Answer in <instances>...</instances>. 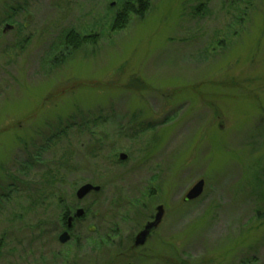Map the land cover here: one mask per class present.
Returning <instances> with one entry per match:
<instances>
[{"label":"rangeland","instance_id":"1","mask_svg":"<svg viewBox=\"0 0 264 264\" xmlns=\"http://www.w3.org/2000/svg\"><path fill=\"white\" fill-rule=\"evenodd\" d=\"M151 3L0 0V264H264V0Z\"/></svg>","mask_w":264,"mask_h":264},{"label":"trees","instance_id":"2","mask_svg":"<svg viewBox=\"0 0 264 264\" xmlns=\"http://www.w3.org/2000/svg\"><path fill=\"white\" fill-rule=\"evenodd\" d=\"M151 0H119V10L116 12L115 19L111 25L113 32H120L124 31L127 25L130 22V19L134 17H138L139 19H143L147 13L151 10ZM205 7V6H204ZM202 5L196 9V15L201 14L202 9H204ZM97 43V36H82L76 30H69L63 40L64 50L61 51L59 57L54 58V65L60 64L62 61L65 60L63 57L71 56L72 54L79 52L81 49L86 47L88 44H96ZM221 47H225V44H221ZM236 85V84H235ZM133 86V85H132ZM130 88V87H129ZM100 149H103L104 142L98 140ZM61 203V202H60ZM66 217H62V221L66 223ZM61 218V217H60ZM67 224V223H66ZM5 240L3 238L0 239V251L5 246ZM181 264H185L182 262Z\"/></svg>","mask_w":264,"mask_h":264},{"label":"water","instance_id":"3","mask_svg":"<svg viewBox=\"0 0 264 264\" xmlns=\"http://www.w3.org/2000/svg\"><path fill=\"white\" fill-rule=\"evenodd\" d=\"M128 159V155L126 154H122L120 156V160L125 161ZM204 188H205V181H200L198 184H196L187 194L186 198H185V202H192L197 200L199 197H201V195L204 192ZM101 191V187L99 186H94L92 184H85L83 186H81L77 193H76V197L79 201L84 200L89 194L93 193V192H100ZM84 215V211L83 210H79L77 212V217L81 218ZM165 215V209L163 206H159L157 208V214L154 218L153 221H150L146 224V226L144 227V229L139 233V235L136 237V241H135V246L136 247H141L146 245L149 237L152 235V233L159 227V225L161 224L163 218ZM60 243L61 244H66L69 240H70V235L68 232L63 233L60 238Z\"/></svg>","mask_w":264,"mask_h":264},{"label":"flooded vegetation","instance_id":"4","mask_svg":"<svg viewBox=\"0 0 264 264\" xmlns=\"http://www.w3.org/2000/svg\"><path fill=\"white\" fill-rule=\"evenodd\" d=\"M75 214H76L75 216H74L73 213H72L73 216H68V217H66V219H67V220H66V223H67V229H71V228L73 227V225L75 224V221H76V220H79V219L82 218V217H81V218H78V217H77V212H76ZM145 226H146V225H145ZM65 232L70 233L69 230H68V231H64L63 233H65ZM154 232H155V231H154ZM154 232H153V233H154ZM153 233H152V234H153ZM69 235H70V240H71V239H72V235H71V234H69ZM149 238H150V237H149ZM70 240H69V241H70ZM135 241H136V237H135V239L133 240V247H135V248H139V247H136V246H135ZM141 247H142V246H141Z\"/></svg>","mask_w":264,"mask_h":264}]
</instances>
